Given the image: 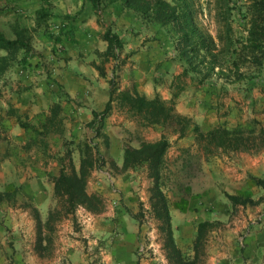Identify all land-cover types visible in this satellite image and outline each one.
Wrapping results in <instances>:
<instances>
[{
    "label": "rangeland",
    "instance_id": "1",
    "mask_svg": "<svg viewBox=\"0 0 264 264\" xmlns=\"http://www.w3.org/2000/svg\"><path fill=\"white\" fill-rule=\"evenodd\" d=\"M50 1L53 7L46 19H40L37 13L43 5L41 0H18L16 4L21 10L6 9L0 13V29L9 38H15L18 30L27 28L26 35L33 47L26 60L24 51L16 49L0 65V207L3 203L29 207L38 215L37 208L24 196L23 185H2L7 174L10 175L4 163L7 159L17 165L19 171L15 175L19 173L20 177L44 173L46 176L52 167H63L68 173L79 172L82 148L93 140L99 153L93 149V157L88 158L86 199L77 205L75 212L67 214L62 199L54 193L53 183L55 201L45 222L51 229L70 224L81 239L88 234L86 242L90 239L94 243L84 244L93 246L87 248L93 252V259L87 264L106 261L98 256L100 250L96 245L101 242L97 230L108 222L115 228H140L138 235H142L143 244L157 239L156 233L151 232L156 227L168 248L171 264H264V184L258 181L264 180V149L224 152L206 146L194 134L174 139L158 125H142L139 116L120 107L118 100L101 121L97 118L94 121V116L86 118L84 110L88 105L84 102L96 103L98 112L106 107L114 74L119 87L127 85L117 72L127 57H120L121 52L116 59L107 57L98 51L100 40L90 36L74 44L66 40L63 45L54 43L49 35L58 33L63 18L60 10L69 8V0ZM5 2H1L3 7ZM194 2L199 24L215 38L217 47L212 50L218 54L220 67L210 68L207 58L201 55L205 53H190L193 55L189 59L181 57L172 24L165 26L160 35V25L154 34L156 23L150 22L153 24L150 37L163 41L161 44L168 50L166 55L181 64L174 92L178 94L187 86H194L190 89L194 90L195 102L191 113L186 115L204 132L217 125L251 128L256 121L264 125V48L243 49L239 51L241 55L233 51L239 50L249 34L247 3L230 1L234 7L228 22L233 29L234 47L228 49L226 37L220 40L216 36L224 27L216 20L215 0ZM3 54L8 52L0 49V56ZM83 65L86 75L76 74ZM90 65L98 70L101 82L91 79ZM107 88L104 103L103 92ZM205 102L207 107L203 105ZM163 133L168 135L170 145L157 185L167 200L171 227H188L186 234L174 235L165 216L158 215L161 210L153 192L156 181L150 177L147 164L124 165L125 144L138 147L160 140ZM41 186L50 191V185ZM227 194L240 196L241 202L232 203ZM202 216H214L210 220L215 223L197 240ZM141 227L149 228L148 233L141 234ZM181 235H190L191 239L181 240ZM143 244L136 248L138 256L145 248Z\"/></svg>",
    "mask_w": 264,
    "mask_h": 264
},
{
    "label": "crops",
    "instance_id": "2",
    "mask_svg": "<svg viewBox=\"0 0 264 264\" xmlns=\"http://www.w3.org/2000/svg\"><path fill=\"white\" fill-rule=\"evenodd\" d=\"M68 9L60 10V15L71 14L70 23L75 27L74 35L78 41L91 37L93 40L99 39L98 51L105 52L108 42L103 38L106 27H110L116 32L123 41V48L120 57H127L125 62L120 65V78L122 82L130 80L134 82L139 91L151 95L159 93L163 98L170 99L174 97L176 101V110L182 114L191 113L190 109L194 104V86H187L180 93L176 94L173 90L177 76L181 73L182 67L180 62L173 57H168V52L163 41H153V24L145 22L144 19L133 11L124 8L121 0L113 3H105L104 9L96 11L90 3L83 7L84 0H69ZM72 5V7H70ZM63 18H61L62 22ZM106 24V25H105ZM109 24V26H108ZM152 27V28H151ZM150 29H152L150 31ZM160 35H163L164 27L160 26ZM159 30V24H154V34ZM165 36H163L164 38ZM140 57L141 60H137ZM114 62V60H112ZM119 63V62H118ZM80 66V71L76 74L86 75L85 68ZM88 69L91 79L98 80L99 72L95 66L90 65ZM190 89V90H188ZM191 91V92H190ZM190 92V95H189ZM104 103L107 101L108 88L104 90ZM189 96V97H188ZM103 102H99V106ZM84 113L86 118L93 116V111H97V104L84 102ZM204 107L206 106L203 104ZM172 138H178L172 135ZM171 138V139H172ZM181 140V138L179 139ZM6 169L9 171L7 178L3 180L2 185L14 183L23 185L26 199L30 200L37 208L38 215H34L29 207L19 208L9 206L3 203L0 207V264H87L93 259V252L84 244L94 243L90 239L86 242L77 236V232L70 224L56 225L53 229L46 226L45 222L48 217L49 207L54 205L53 181L49 174L56 171L57 167H52L46 172V176L38 175L33 177H20L15 174L19 171L17 165L10 164L8 159L4 162ZM48 175V176H47ZM50 179V180H49ZM42 184L50 185V191H44ZM214 219L204 217L203 220ZM140 228L134 226H122L115 228L108 222L97 230L101 238L96 249L100 252V259L106 260V264H171L167 256L168 248L159 237L156 227L151 228L155 232L157 239L151 243H144L142 235H138ZM147 227H141V234L148 233ZM171 230L176 233H188V227L172 226ZM88 232V231H84ZM112 234H114L112 236ZM180 236L181 240H189L191 236ZM100 243V244H99ZM144 245L145 250L138 256L136 248ZM93 245V244H92Z\"/></svg>",
    "mask_w": 264,
    "mask_h": 264
},
{
    "label": "trees",
    "instance_id": "3",
    "mask_svg": "<svg viewBox=\"0 0 264 264\" xmlns=\"http://www.w3.org/2000/svg\"><path fill=\"white\" fill-rule=\"evenodd\" d=\"M5 2L6 8L1 5ZM18 0H0V13L6 9L21 10L17 6ZM43 5L37 10L40 19H46L51 16L53 3L50 0H41ZM118 0H84L83 7L86 4L96 10L101 11L105 3H113ZM124 8L133 11L141 16L145 22H154L162 27L172 24L175 36L177 37L176 46L179 55L189 59L190 53H205L206 62L210 64V68L220 67L218 54L213 52L212 48L217 47L214 36L207 30L203 29L198 22V9L195 7L194 0H121ZM231 0H215L216 20L224 27V34L218 32V39L226 37L228 40V49L234 47L232 40V26L228 22L231 15ZM247 3V14L249 17V34L247 39L242 43L239 50L233 48V51L239 54L243 49L251 51L262 50L264 48V0H242ZM15 2V3H14ZM75 26L70 23V16L64 15L59 26L58 33L49 35L57 45H63V42L70 41L77 43L78 40L74 35ZM27 28L22 27L16 32L15 38H9L2 29H0V49H5L8 54L0 56V65L9 58V54L14 50L22 49L24 51L23 59L26 60V54L33 50V47L26 35ZM103 38L108 42L107 49L104 54L107 57L112 56L118 58L123 48V41L119 35L112 31L110 27H106ZM227 49V50H228ZM241 55V54H239ZM103 73L101 68H98ZM115 74L111 79V87L109 99L103 111H93L94 121L103 119V116L112 107L115 100L120 101V107L126 108L128 111L134 112L139 116L142 125H158L164 132L171 136L184 137L194 134L198 139L202 140L206 146L219 148L224 152H251L264 149V125L260 121L254 122L251 128L241 125L228 127L226 125H217L206 132L202 131L200 126L194 122L192 117L182 114L176 110L174 98L165 99L159 93L153 97H149L144 92L139 91L132 80L128 85L119 87L115 81ZM22 126H26L23 123ZM98 131V130H97ZM99 133V132H98ZM162 134L160 140L144 142L138 147L125 144L124 146V165L127 167H135L137 165L147 164L150 177L155 179L153 192L157 198L161 212L158 215H164L166 225L171 227L170 215L168 213L167 200L161 188L157 185L161 175V166L164 161V155L170 145L168 135ZM93 140L86 142V148H82V160L80 171L73 170L71 173L65 171L63 167L50 173V177L54 183V193L62 199L63 210L65 213L75 212L77 205L84 202L87 197L86 182L90 173L87 168L88 158L93 157V149L99 153L96 143ZM93 165V161L89 163ZM260 184H264V180H258ZM232 203L241 202V197L235 194H227ZM156 206V205H155ZM215 221L203 220L198 224L197 240L203 236L208 227L212 226ZM171 233V232H170ZM197 244V241H196Z\"/></svg>",
    "mask_w": 264,
    "mask_h": 264
}]
</instances>
